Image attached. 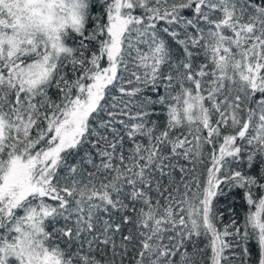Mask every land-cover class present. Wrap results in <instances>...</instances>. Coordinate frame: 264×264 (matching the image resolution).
<instances>
[{"label": "snow or ice", "instance_id": "6c2138e0", "mask_svg": "<svg viewBox=\"0 0 264 264\" xmlns=\"http://www.w3.org/2000/svg\"><path fill=\"white\" fill-rule=\"evenodd\" d=\"M0 264H264V0H0Z\"/></svg>", "mask_w": 264, "mask_h": 264}]
</instances>
